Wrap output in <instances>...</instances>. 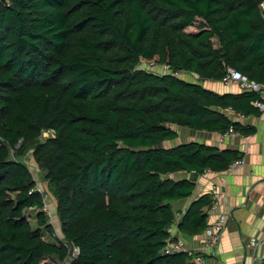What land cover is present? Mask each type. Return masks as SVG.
I'll use <instances>...</instances> for the list:
<instances>
[{
  "label": "trees",
  "instance_id": "16d2710c",
  "mask_svg": "<svg viewBox=\"0 0 264 264\" xmlns=\"http://www.w3.org/2000/svg\"><path fill=\"white\" fill-rule=\"evenodd\" d=\"M263 2L0 1V264L62 261L65 241L79 248L70 264H201L192 250L165 251L177 239L174 201L244 153L163 142L178 136L173 125L256 131L224 111L260 115L257 92L218 93L180 74L222 80L231 67L264 83ZM197 18L200 30L187 31ZM29 153L57 201L62 240L45 239L54 226L21 159ZM180 171L190 177L171 176ZM213 201L203 194L179 214L182 237L205 232Z\"/></svg>",
  "mask_w": 264,
  "mask_h": 264
},
{
  "label": "crops",
  "instance_id": "0c3cea01",
  "mask_svg": "<svg viewBox=\"0 0 264 264\" xmlns=\"http://www.w3.org/2000/svg\"><path fill=\"white\" fill-rule=\"evenodd\" d=\"M180 76L187 80L201 82L204 86L210 83L209 86L206 85V88L218 93L243 91L237 83L201 80L198 76L187 72H182ZM261 111L260 115L248 116L229 108L224 111L231 120L255 127L256 131L249 136H244L232 129L221 133L180 126L186 128L181 131L185 134L186 142L196 141L218 147L220 150L243 151L246 147L248 148L244 166L236 170H207L198 175L191 197L174 201L175 212L182 216L193 200L210 193L214 201L206 208L209 214L208 227L219 214L227 213L229 216L228 224L213 250L208 252L202 250L204 233L192 238L181 236L185 241L186 249L199 253V257H203L201 264H264V110ZM172 127L178 132V136L163 142V146L167 148L185 143L176 141L180 138V131L176 126ZM171 176L182 179L189 178L190 174L180 171ZM217 194H221L222 197H217ZM53 202L57 205L55 197ZM251 237L261 238L262 244L248 247L247 241Z\"/></svg>",
  "mask_w": 264,
  "mask_h": 264
},
{
  "label": "built area",
  "instance_id": "2783aa9c",
  "mask_svg": "<svg viewBox=\"0 0 264 264\" xmlns=\"http://www.w3.org/2000/svg\"><path fill=\"white\" fill-rule=\"evenodd\" d=\"M262 10L264 12V2L261 4ZM151 65H155L154 63H150ZM222 81L225 83H237L239 84L240 88L242 90L246 91H254L257 92L260 95V99L257 101H254V105L257 106L259 109L264 110V83H259L255 80H251L248 78V76L241 74L234 70L231 67H228L227 69V74L222 78ZM244 155H242L240 158L234 160L228 169L230 170H236L242 166L245 165L246 159H245V154L248 152V148L246 147L242 151ZM37 189L42 193L43 198L45 196L44 191H42L40 188L37 187ZM217 197H222L221 194H217ZM48 207L46 206L45 210L48 213ZM49 214V213H48ZM50 216V214H49ZM179 213H177V219L174 221V223L168 228V232L172 237L177 236L176 240H169L168 244L166 245V252H174V251H181V250H186V244L183 238H181V235L178 232L177 229V222ZM229 221V216L227 213H221L219 214L218 218L209 226L206 228L204 232V240H203V246L202 250L205 251H210L213 250L218 243L221 233L223 230L226 228L227 224ZM180 236H179V235ZM61 240L63 239L62 237L60 238ZM66 244V241H65ZM262 244L261 238L257 237H251L249 241H247V246H254L256 247L257 245ZM68 246V244H66ZM75 249L77 250V254L79 253V248L75 246ZM201 257V258H200ZM197 257L198 262H202L203 257L202 256Z\"/></svg>",
  "mask_w": 264,
  "mask_h": 264
},
{
  "label": "rangeland",
  "instance_id": "374dc122",
  "mask_svg": "<svg viewBox=\"0 0 264 264\" xmlns=\"http://www.w3.org/2000/svg\"><path fill=\"white\" fill-rule=\"evenodd\" d=\"M203 21L202 18H197V20L194 22L193 26H190L187 28V31H199L200 30V23ZM214 41L216 42V44H218L217 39H214ZM141 66H143L144 68L153 71V72H157V73H166L168 72V68L164 67L163 65H151V64H147V63H141ZM208 82V81H207ZM206 82V83H207ZM207 86L210 85V83L206 84ZM205 85V87H206ZM220 85V84H218ZM177 129H179L180 131V138L176 141L178 142H186V137L185 134H183V129L186 128H182L180 126H176ZM53 132L51 131H44L42 134V139L47 138L49 135H51ZM181 138H183L181 141ZM21 159L24 161L25 164H27L29 166V168L31 169L36 181H37V187L40 188L42 191H44L45 196H44V202H45V208L46 206L48 207V216L51 219V222L54 226V232L53 233H47L45 232V239L49 240V241H57L58 239L61 238V232H60V219H59V215L57 212V205L54 204L53 202V195L52 193H50V191L48 190V186H47V182L45 180V173L43 170H41V168L39 167V165L36 163L35 158L33 157L32 153H29L27 156L25 157H21ZM47 212V211H46ZM38 213V210L35 208H32L30 210L27 211V215L30 218L31 222L33 223L34 226H36L37 222H36V215ZM66 244H68L67 246V256L64 260L56 262L51 258H47L43 261L42 264H67V263H71V261L78 255L77 254V250L75 249L74 245L69 244L68 242H66Z\"/></svg>",
  "mask_w": 264,
  "mask_h": 264
},
{
  "label": "water",
  "instance_id": "95a60500",
  "mask_svg": "<svg viewBox=\"0 0 264 264\" xmlns=\"http://www.w3.org/2000/svg\"><path fill=\"white\" fill-rule=\"evenodd\" d=\"M3 4L7 5L9 3V0H0ZM69 264V263H67Z\"/></svg>",
  "mask_w": 264,
  "mask_h": 264
}]
</instances>
